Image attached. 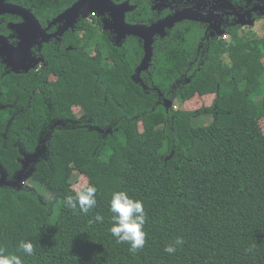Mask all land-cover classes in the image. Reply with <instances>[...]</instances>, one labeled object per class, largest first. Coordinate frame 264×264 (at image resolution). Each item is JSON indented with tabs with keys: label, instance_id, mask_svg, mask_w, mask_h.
<instances>
[{
	"label": "trees",
	"instance_id": "1",
	"mask_svg": "<svg viewBox=\"0 0 264 264\" xmlns=\"http://www.w3.org/2000/svg\"><path fill=\"white\" fill-rule=\"evenodd\" d=\"M9 1L44 21L76 0ZM91 31V57L70 51L51 58L47 70L59 78L50 106L41 96L29 106L27 89L41 75L9 64L2 76L0 69L1 99L8 95L16 107L0 110V164L9 177L21 168L20 148L33 151L54 115L76 117L78 104L87 112L81 123L93 125L48 136L34 178L52 200L24 184L0 186V249L23 264H264V37L231 30L190 66L195 38L172 33L156 39L153 63L137 81L144 55L137 38L118 47L100 27L90 39ZM211 95L208 105L181 107ZM206 116L212 120L196 123ZM75 172L97 188L87 214L65 205L75 195ZM120 190L142 200L146 212V242L135 253L109 230L111 196ZM97 213L103 222H94ZM177 238L176 252H165ZM22 240L33 243V255L18 250Z\"/></svg>",
	"mask_w": 264,
	"mask_h": 264
},
{
	"label": "flooded vegetation",
	"instance_id": "2",
	"mask_svg": "<svg viewBox=\"0 0 264 264\" xmlns=\"http://www.w3.org/2000/svg\"><path fill=\"white\" fill-rule=\"evenodd\" d=\"M7 2L10 1L7 0ZM77 2H80V0H76L69 7L54 15L51 13L44 15V21L31 8L21 4L18 5L31 11L36 22L26 16L17 14L13 15L16 16L14 20L9 19V13L0 16V35L8 41L5 45L0 42L1 75L8 74L9 76L10 72L9 53L5 52L4 48L9 50V43L13 48L16 47L23 36L28 39L31 38L30 51L32 56L38 59L37 62L32 61L29 63L26 61V65H32V67L28 71L24 70L27 74L34 73L38 76L41 75L42 78H40L39 84L27 89L30 107H32L31 102L34 96L42 97V106L44 103L50 106L48 99L51 97L48 93L52 92V86L59 78L54 72L47 70L53 55L62 59L70 51L81 52L89 57L94 54L96 45L93 43L92 31V39H90L92 27H100L101 35L115 46L122 47L129 38L135 37L144 49V40L138 35L127 34L121 40H118L120 31L124 27L119 23L117 24L113 12L110 10L102 13L92 12L87 16L80 14L74 19L72 25V20L68 17H62V14ZM112 2L118 7L123 6L125 8V23L129 26L151 27L161 21L175 18L172 25L165 27V35L157 33L154 36L153 57L150 67L154 60L156 39L165 38L172 35V33L189 37L190 40L195 38V55L189 62V65L193 66L202 63L201 61L206 53L210 51L212 44L226 41L227 39L223 38L224 35H229L230 39L231 33L229 31L236 30L241 34L246 32L256 34L253 31L254 29L264 27V0H112ZM81 22H84L83 25L86 28L81 27ZM21 24L28 25L24 34L18 29ZM138 67H136V70ZM9 105L16 108L13 103H9L8 95L3 100L0 94V110L9 109ZM72 111L76 117L63 118L54 115L53 118L44 123L45 126L39 135L34 150H23L26 152V157L23 154L21 155V168L11 177L20 175L23 179L34 178L33 174L35 175L37 164L45 158L48 151L46 141L48 136L46 138L43 136L45 129L49 130L50 135L56 129L93 128L89 121L81 123V119L87 115L83 106L73 105ZM7 176V183L9 184V173H7ZM17 184L23 185L21 181H18Z\"/></svg>",
	"mask_w": 264,
	"mask_h": 264
},
{
	"label": "water",
	"instance_id": "3",
	"mask_svg": "<svg viewBox=\"0 0 264 264\" xmlns=\"http://www.w3.org/2000/svg\"><path fill=\"white\" fill-rule=\"evenodd\" d=\"M124 9L125 8H123V6L118 7L114 5L112 0H80V2H77L71 8L67 9L62 14V17H68L69 19H71L73 25L74 19H76V17L79 16L80 14L87 16L88 14L96 11L98 13H102L103 11L106 10L112 11L114 18L117 21V24L119 23L124 27V29L120 31L118 40H121L127 34L138 35L144 40L145 54L142 58L139 67L136 70V77H135L137 81H141L140 75L143 71L149 70L150 63L153 57L154 36L157 33L161 35H165V27L172 25L175 21V18L167 19L166 21H161L160 23L155 24L151 27L140 26V25L129 26L125 23ZM7 13L13 15L16 14L23 15L33 21L36 20L33 14L31 13V11H29L25 7L11 2L8 3L7 0H0V16L5 15ZM27 27L28 25L21 24L19 25L18 29L21 33L24 34V31L26 30ZM30 39H28L26 36H23L22 40L16 47L13 48L12 45L9 43V50L4 48V51L9 53V64L14 68H17V70L20 69V70L28 71L32 67V65L27 66L26 61H28L29 63H31L32 61L34 62L38 61V59L33 57L31 54L30 47L32 46V43ZM0 42L3 45H5L7 44L8 41L5 37L0 35ZM164 103L167 108H170L173 104V101L169 98H165ZM20 153L23 154L24 156L26 155V152H24L22 148H20ZM0 173H1L0 186L17 184V182H11L10 180H9V184L7 183L8 180L7 172L3 169V166L1 164H0ZM22 179L23 178L20 177L19 181H21Z\"/></svg>",
	"mask_w": 264,
	"mask_h": 264
},
{
	"label": "clouds",
	"instance_id": "4",
	"mask_svg": "<svg viewBox=\"0 0 264 264\" xmlns=\"http://www.w3.org/2000/svg\"><path fill=\"white\" fill-rule=\"evenodd\" d=\"M75 195H68L65 198V205L75 210L87 214L90 209L97 204V188L94 184H88L82 188L76 189ZM110 211L113 213L112 226L110 233L115 237L117 243L127 242L130 245V251L135 253L142 249L146 242V233L144 225L146 223V212L143 201L129 195L127 191H114L110 201ZM94 222H103V216L96 214ZM183 243L182 238H177L174 243L165 246V252L173 254L176 252V246ZM18 250H22L28 256L34 254V245L31 241L22 240L19 243ZM0 264H23L18 255L4 254L0 249Z\"/></svg>",
	"mask_w": 264,
	"mask_h": 264
},
{
	"label": "rangeland",
	"instance_id": "5",
	"mask_svg": "<svg viewBox=\"0 0 264 264\" xmlns=\"http://www.w3.org/2000/svg\"><path fill=\"white\" fill-rule=\"evenodd\" d=\"M254 32H256V35L260 36V37H264V27L263 28H256L253 30ZM264 90V86L262 88V91ZM262 94H264V92H262ZM260 94V95H262ZM215 95H211V96H206V97H201L200 98V101L196 104V105H193L191 106L193 103H189L188 104V107L187 105H184L182 104L181 107L184 109V108H188V109H197L199 108L200 106H203V105H208L209 103H211L214 99ZM191 104V105H190ZM212 120V117L210 116H206V117H200L198 119H196V123L197 124H202V123H208ZM261 124H262V127L264 129V120L261 121ZM140 128H142V123L140 124ZM43 136L46 138L47 136H49V130L45 129L44 132H43ZM33 177H34V174H33ZM20 179V175H16L14 177H10L9 180L11 182H18ZM21 183L24 184V185H27V186H30L32 188H34L35 190H37V192L44 196L46 199L48 200H52V194L45 188V186L41 185L37 180H35V178H25V179H22L21 180ZM88 183V178L79 173V172H75L74 174V178H73V187L76 189H79V188H82L84 187L86 184ZM58 208L56 209L55 211V214L52 216V221H56L57 219V216H58Z\"/></svg>",
	"mask_w": 264,
	"mask_h": 264
},
{
	"label": "built area",
	"instance_id": "6",
	"mask_svg": "<svg viewBox=\"0 0 264 264\" xmlns=\"http://www.w3.org/2000/svg\"><path fill=\"white\" fill-rule=\"evenodd\" d=\"M223 38L228 40L229 39V35H224ZM174 108H178V105H174Z\"/></svg>",
	"mask_w": 264,
	"mask_h": 264
}]
</instances>
